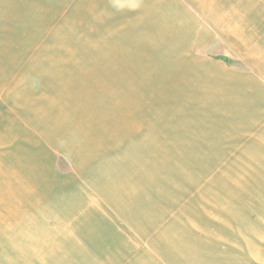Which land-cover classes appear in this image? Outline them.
Listing matches in <instances>:
<instances>
[{
	"label": "rangeland",
	"instance_id": "374dc122",
	"mask_svg": "<svg viewBox=\"0 0 264 264\" xmlns=\"http://www.w3.org/2000/svg\"><path fill=\"white\" fill-rule=\"evenodd\" d=\"M143 1L0 0V264H264V0Z\"/></svg>",
	"mask_w": 264,
	"mask_h": 264
},
{
	"label": "crops",
	"instance_id": "0c3cea01",
	"mask_svg": "<svg viewBox=\"0 0 264 264\" xmlns=\"http://www.w3.org/2000/svg\"><path fill=\"white\" fill-rule=\"evenodd\" d=\"M142 7L140 9V13L143 15L142 19L145 20V23L148 26H142L144 31H142L141 26L138 22L129 24V29L131 28L133 31H139L141 37H152L162 36L163 38L150 40L155 44V52L161 54H175V44H170L171 40H175V7L170 11L169 15L163 13L162 10L164 7H168L169 4L175 5L174 0H144L142 3ZM142 11V12H141ZM165 20V22L163 20ZM150 25V26H149ZM156 26V30L152 31L151 27ZM178 45V44H177ZM177 50L179 49L178 46ZM261 258L257 259L256 264L260 263Z\"/></svg>",
	"mask_w": 264,
	"mask_h": 264
}]
</instances>
